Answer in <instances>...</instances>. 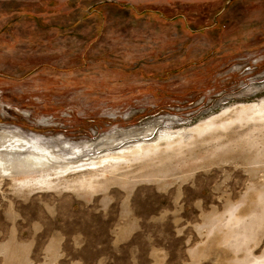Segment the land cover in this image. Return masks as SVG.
Instances as JSON below:
<instances>
[{
    "label": "rangeland",
    "instance_id": "rangeland-1",
    "mask_svg": "<svg viewBox=\"0 0 264 264\" xmlns=\"http://www.w3.org/2000/svg\"><path fill=\"white\" fill-rule=\"evenodd\" d=\"M263 98L264 0H0V132L98 152ZM252 124L184 132L173 159L92 194L0 176V264H264V222L241 231L264 215V132L239 139Z\"/></svg>",
    "mask_w": 264,
    "mask_h": 264
},
{
    "label": "bare ground",
    "instance_id": "bare-ground-1",
    "mask_svg": "<svg viewBox=\"0 0 264 264\" xmlns=\"http://www.w3.org/2000/svg\"><path fill=\"white\" fill-rule=\"evenodd\" d=\"M228 112L234 113V116L223 117ZM236 121L253 123L244 134L239 135V139L248 142L251 146H258L260 141L254 133L255 131L264 132V98L257 103H241L228 107L220 114L185 129L173 130L168 124L169 127L160 130L152 141L148 139L153 135V129L141 132L143 136L136 137V140L130 139V137L117 142L116 140H107V144L97 148L100 150L98 152L94 150L93 144L86 141L72 142L60 137L52 140L53 137L50 139L38 133H26L7 127L0 132V176L9 174L11 180H14L20 188L29 189L39 186L51 189L62 186V188L92 194V192L105 190L110 183L126 185L130 179L136 180L132 175L135 171L141 170L142 172L143 168L149 166L152 160L170 159L177 151L183 150V147L190 146L192 141H184V132H195L200 135L207 129H217L219 125L225 127ZM193 133L191 136H194ZM217 136L220 134H214L211 138L216 139ZM202 140L205 141L206 138ZM223 145V143L219 144V146ZM103 147L108 151L99 153L102 152ZM115 148L120 149L115 150ZM261 153L264 152H260L259 155ZM259 155L255 158H258ZM160 160L159 162H161ZM138 161L144 162L141 166L134 167V163ZM129 175L131 176L129 177ZM144 175L146 174L142 173L139 176L143 177ZM258 199L264 208V190H261ZM241 214L236 213L235 209L229 211L224 224L229 227L227 230L230 231L225 233L224 242H227L231 237L240 235V231L236 232L240 229L233 230L232 227L244 221L245 218ZM251 222V224L242 225L241 231L244 240L248 239V236L254 231V226L258 227L264 222V215L254 218ZM233 244L235 243L233 242ZM236 248H240L239 245H236ZM238 250L236 249V251ZM250 256H252L250 251L244 254L245 263L243 264H258L257 261L249 263ZM235 259L238 258L235 257ZM259 260L263 262L264 257Z\"/></svg>",
    "mask_w": 264,
    "mask_h": 264
}]
</instances>
